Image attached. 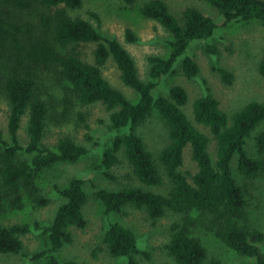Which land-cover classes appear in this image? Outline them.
Segmentation results:
<instances>
[{
  "label": "trees",
  "instance_id": "obj_1",
  "mask_svg": "<svg viewBox=\"0 0 264 264\" xmlns=\"http://www.w3.org/2000/svg\"><path fill=\"white\" fill-rule=\"evenodd\" d=\"M134 5L137 0H123ZM230 22H258L264 24V0H207ZM83 6V0H0V89L8 105V137L0 129V218L8 210H22L25 196H30L39 208L51 200L41 193L38 181L41 174L60 164H75L91 153L87 146L78 144L70 136L58 138L54 148L44 143L50 112L47 101L39 94L35 70L58 68L69 89L83 105L101 103L110 113L114 135L101 145V159L94 168L99 174L115 180L114 167L120 165L123 151L135 176L145 186L164 184V175L148 150L138 130L157 111L164 121L169 142L161 150L159 159L163 173L171 187L166 194L145 187L128 186L120 190L96 189L95 197L103 204L106 214L122 213L128 205L144 210L157 221L168 212L184 216L182 222L172 225V238L165 249L177 264H205L208 249L193 236L199 212L207 216L209 228L229 249L239 256L255 258L254 264H264V232L250 224L248 190L234 173L247 179H256L264 168V160L252 156L248 139L264 125V101H252L230 116L220 101L211 93L195 99L193 110L198 123L208 127L215 139L200 131L184 111L189 95L181 85L171 87L169 95H156L159 82L180 70L189 79L199 75L196 60L188 54L194 41H202L208 50L216 24L210 16L195 7H188L182 20L169 9L166 0H150L143 4L144 17L160 22L172 35L168 57H149V80L141 79L130 52L115 38L105 36L90 21L71 14ZM37 7L32 18L11 16V8L29 10ZM128 40L137 41L132 30ZM91 52L89 61L86 51ZM112 58L120 71L122 82L137 94L131 99L114 87L104 76L103 67ZM223 81L233 84L230 71L217 69ZM264 78V54L259 63ZM70 102V100H68ZM69 113L66 108L65 116ZM64 116V117H65ZM28 118V141L20 136L23 119ZM88 114H79V123L86 124ZM89 138V137H88ZM190 147L198 170L184 173L185 150ZM256 147L264 154V129L256 136ZM86 181L79 177L69 180L66 187L55 186L63 202L54 219L48 224L0 222V254L24 255L23 237L40 231L47 240V248L34 253L33 261L45 264H80L74 260L62 261L60 250L74 241L71 227L85 229L88 221L84 207L88 202ZM105 243L111 255L128 258L138 264L136 233L120 224L111 223L105 234ZM168 264V263H161ZM210 264H221L213 261Z\"/></svg>",
  "mask_w": 264,
  "mask_h": 264
},
{
  "label": "rangeland",
  "instance_id": "obj_2",
  "mask_svg": "<svg viewBox=\"0 0 264 264\" xmlns=\"http://www.w3.org/2000/svg\"><path fill=\"white\" fill-rule=\"evenodd\" d=\"M150 0H137L134 5H128L123 0H83V6L71 12L74 16H81L90 21L101 33L117 39L132 55L138 67L142 80H149V57L151 55L168 57L171 52L169 41L171 33L158 21L149 19L141 13L143 4ZM170 11L182 20V14L188 7H195L205 15L213 18L216 30L209 43L214 50H208L202 41H194L188 54L199 65L200 72L196 78L189 79L177 66V73L164 77L158 84L156 95L168 96L174 85L183 86L189 95L184 111L192 123L211 139V151L215 154V139L208 127L195 119L193 103L195 99L205 93L213 94L221 107L230 116L252 101H264V78L259 72V63L264 54V24L258 22H230L228 23L220 11L207 0H166ZM37 7L29 10L11 8L8 13L19 19L32 18ZM132 30L137 41L131 42L127 37V30ZM86 48L92 59V49ZM223 68L234 75L233 84L223 81L217 69ZM58 68H37V82L39 94L47 101L50 112L47 121V130L44 143L54 148L60 136H70L78 144L87 146L91 153L75 164H60L41 174L38 181L43 196L51 200L45 208H39L28 195L25 196L22 210H8L1 216L0 222L5 225L14 223H28L39 221L42 224L50 223L63 198L57 194L55 186L66 187L70 179L82 178L86 181L85 190L88 193V202L84 213L88 224L85 229L71 227L74 241L65 245L58 256L62 261L74 260L80 264H130L128 258H116L109 252L105 243V234L111 223H120L132 229L139 241V253L134 256L138 264H177L165 249L172 238V225L182 222L184 216L168 212L163 218L153 221L144 210L131 205L125 207L120 214H106L101 201L95 197L96 189L120 190L128 186L145 187L148 190L166 194L171 182L163 173L159 159L161 150L168 144V129L157 111L138 130L146 147L154 155L160 171L164 175V184L158 187L145 186L133 173L125 153L120 152V165L112 169L116 179L112 180L99 174L94 165L101 159L102 144L108 137L114 135L110 120V113L101 104L83 105L69 89L67 81L61 78ZM106 79L120 89L129 98L136 100L137 94L127 87L121 80L120 71L115 61L110 58L103 67ZM70 100V102H68ZM69 113L65 116L66 108ZM88 114L86 124L79 123V114ZM65 116V117H64ZM25 117L20 129L23 142L28 141L27 124ZM8 105L0 89V129L8 137ZM264 129L260 126L248 139L249 153L261 160L256 147V136ZM89 137V138H88ZM185 163L182 172L193 174L198 170L193 161L190 147L185 150ZM234 173L239 183L248 190V207L250 224L264 232V168L256 179H247L242 176L234 163ZM191 216L195 225L191 228L193 236L200 239L208 249V258L205 264L217 260L221 264H254L256 259L239 256L229 249L209 228L207 216L194 212ZM25 244L24 255L0 254V264H45L44 261H33L31 256L47 248V240L40 231H33L23 237ZM264 251V243L260 244Z\"/></svg>",
  "mask_w": 264,
  "mask_h": 264
}]
</instances>
